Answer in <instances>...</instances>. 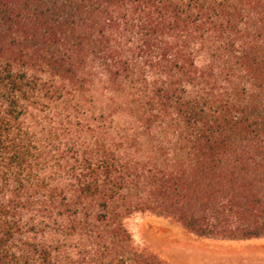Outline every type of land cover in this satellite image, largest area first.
<instances>
[{
    "label": "trees",
    "instance_id": "obj_1",
    "mask_svg": "<svg viewBox=\"0 0 264 264\" xmlns=\"http://www.w3.org/2000/svg\"><path fill=\"white\" fill-rule=\"evenodd\" d=\"M137 213L264 238V0H0V264H169Z\"/></svg>",
    "mask_w": 264,
    "mask_h": 264
},
{
    "label": "rangeland",
    "instance_id": "obj_2",
    "mask_svg": "<svg viewBox=\"0 0 264 264\" xmlns=\"http://www.w3.org/2000/svg\"><path fill=\"white\" fill-rule=\"evenodd\" d=\"M125 223L136 244L169 264H264V238L199 237L170 218L152 213L134 214Z\"/></svg>",
    "mask_w": 264,
    "mask_h": 264
}]
</instances>
